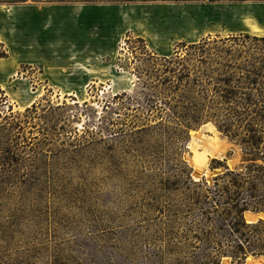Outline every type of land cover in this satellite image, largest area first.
I'll use <instances>...</instances> for the list:
<instances>
[{
    "label": "rangeland",
    "instance_id": "rangeland-1",
    "mask_svg": "<svg viewBox=\"0 0 264 264\" xmlns=\"http://www.w3.org/2000/svg\"><path fill=\"white\" fill-rule=\"evenodd\" d=\"M262 37L264 0H0V264H196L152 90L190 43L242 62ZM186 138L194 180L243 162L212 121Z\"/></svg>",
    "mask_w": 264,
    "mask_h": 264
},
{
    "label": "trees",
    "instance_id": "trees-1",
    "mask_svg": "<svg viewBox=\"0 0 264 264\" xmlns=\"http://www.w3.org/2000/svg\"><path fill=\"white\" fill-rule=\"evenodd\" d=\"M238 36L226 38L237 40ZM189 47L200 52L198 64L191 58L171 59L178 66L158 78L149 109L157 118L154 128L165 133L161 141L174 147V177L183 175L188 181L181 209L196 264H221L223 256L241 263L248 256H264V219L245 218L246 212L264 213V59L238 62L240 55L226 51L231 58L217 61L205 55L213 48L206 40ZM209 121L238 146L243 161L239 169L231 170L225 158H212L211 169L224 168L212 182L205 176L194 180L182 159L189 128ZM172 203L176 217L179 205Z\"/></svg>",
    "mask_w": 264,
    "mask_h": 264
},
{
    "label": "water",
    "instance_id": "water-1",
    "mask_svg": "<svg viewBox=\"0 0 264 264\" xmlns=\"http://www.w3.org/2000/svg\"><path fill=\"white\" fill-rule=\"evenodd\" d=\"M202 174L204 175L205 171H203ZM249 217H250L249 221H257L259 218H264V213H252V212H250Z\"/></svg>",
    "mask_w": 264,
    "mask_h": 264
},
{
    "label": "bare ground",
    "instance_id": "bare-ground-1",
    "mask_svg": "<svg viewBox=\"0 0 264 264\" xmlns=\"http://www.w3.org/2000/svg\"><path fill=\"white\" fill-rule=\"evenodd\" d=\"M214 151V150H213ZM259 213V212H258ZM248 214H250V212H248ZM248 220L250 219V218H247Z\"/></svg>",
    "mask_w": 264,
    "mask_h": 264
}]
</instances>
